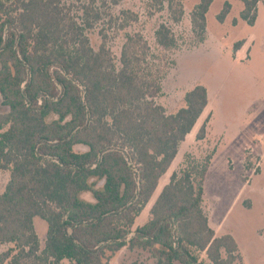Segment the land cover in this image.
Instances as JSON below:
<instances>
[{
	"label": "trees",
	"instance_id": "16d2710c",
	"mask_svg": "<svg viewBox=\"0 0 264 264\" xmlns=\"http://www.w3.org/2000/svg\"><path fill=\"white\" fill-rule=\"evenodd\" d=\"M97 1L82 6L79 22L66 0H0V172H9L0 244H12L0 264H107L108 253L124 247L149 252L153 264H243L235 238L216 235L203 209L211 157L199 163L186 155L148 220L133 229L209 98L197 85L166 114L155 101L161 70L141 33L127 35L120 68L105 42L98 51L90 45L85 31L102 18L101 7L122 0ZM156 1L181 20L185 0ZM259 1L242 0L249 25ZM212 2L199 0L191 12L201 40ZM230 9L227 0L218 19ZM155 38L165 50L176 46L164 23ZM205 136L203 123L196 138ZM36 217L46 223L43 244Z\"/></svg>",
	"mask_w": 264,
	"mask_h": 264
},
{
	"label": "rangeland",
	"instance_id": "374dc122",
	"mask_svg": "<svg viewBox=\"0 0 264 264\" xmlns=\"http://www.w3.org/2000/svg\"><path fill=\"white\" fill-rule=\"evenodd\" d=\"M226 1L213 0L202 40L191 21V12L199 0L183 2L179 22L173 20L166 3L160 8L156 0H122L117 6L101 7L102 18L85 33L96 51L106 43L117 68L121 67L127 35L141 33L150 47V62L161 70L162 90L155 101L166 114L182 108L185 94L195 86L206 87L209 103L160 184L167 183L173 171L184 167L186 155L199 163L211 157L203 196L209 224L216 235L230 234L235 238L243 264H264V0L257 5L254 25L241 17L242 0H229L230 12L220 21L218 16ZM66 2L79 22L83 5L100 6L97 0ZM162 23L172 29L176 38V46L168 50L161 48L155 38ZM239 41L244 44L234 52L233 46ZM1 101L0 98V111L4 109ZM203 123L206 136L198 140L196 134ZM84 149L76 146L77 151ZM8 180L9 172H0V193ZM159 193L157 189L149 205ZM84 197L91 199L90 194ZM148 218L149 209L145 207L133 229ZM35 224L43 244L46 223L37 218ZM10 246L0 244V254ZM154 262L149 252L137 248L124 247L109 252L107 257V264Z\"/></svg>",
	"mask_w": 264,
	"mask_h": 264
},
{
	"label": "crops",
	"instance_id": "0c3cea01",
	"mask_svg": "<svg viewBox=\"0 0 264 264\" xmlns=\"http://www.w3.org/2000/svg\"><path fill=\"white\" fill-rule=\"evenodd\" d=\"M199 119H200V118H199ZM199 119H198V120H199ZM197 122H198V121H197ZM196 124H197V123H196ZM192 131H193V130H192ZM188 135H189V134H188ZM186 138H187V137H186ZM182 143H183V142H182ZM180 146H181V145H180ZM179 149H180V148H179ZM178 155H179V152H178L177 156H178ZM177 156H176V158H177ZM176 158H175V160H176ZM175 160H174V162H173L171 168L173 167V165H174V163H175ZM171 168L169 169V171L171 170ZM169 171H168V172H169ZM168 172H167V173H168ZM167 173H166V174H167ZM166 174H165V175H166ZM165 175H164V176H165ZM164 176L160 179V181L163 180ZM160 183H161V182H159V185H158V188H157V189H160V191H161L162 187H163L165 184H167L168 182H167V183H163V184H160ZM157 189H156V190H157ZM152 198H153V197H152ZM152 200H153V199H151L150 202H152ZM150 202H149V203H150ZM149 203L147 204L149 207H147V205H146V208H148V209L150 210V208H151L152 205H149ZM144 209H145V208H144ZM37 218H38V217H36L35 220H37ZM40 219H41V218H40ZM35 220H34V222H35ZM135 222H136V221H135ZM144 223H145V222H144ZM134 225H135V224H134ZM209 225H210V224H209ZM35 226H36V224H35ZM45 233H46V229H45ZM39 237H40V236H39ZM44 237H45V235H44Z\"/></svg>",
	"mask_w": 264,
	"mask_h": 264
}]
</instances>
